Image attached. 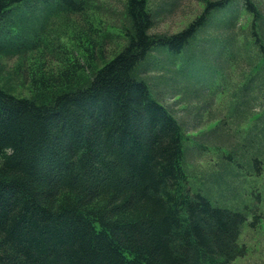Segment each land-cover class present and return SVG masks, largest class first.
Masks as SVG:
<instances>
[{
	"label": "trees",
	"instance_id": "16d2710c",
	"mask_svg": "<svg viewBox=\"0 0 264 264\" xmlns=\"http://www.w3.org/2000/svg\"><path fill=\"white\" fill-rule=\"evenodd\" d=\"M227 1L207 0L179 32L152 34L148 0H127L129 41L86 85L50 102L0 87V264H230L246 254L247 213L191 191L182 127L133 72L158 45L182 51ZM83 7L0 0V29L11 35L5 23L27 12ZM251 36L264 54L258 30Z\"/></svg>",
	"mask_w": 264,
	"mask_h": 264
},
{
	"label": "rangeland",
	"instance_id": "374dc122",
	"mask_svg": "<svg viewBox=\"0 0 264 264\" xmlns=\"http://www.w3.org/2000/svg\"><path fill=\"white\" fill-rule=\"evenodd\" d=\"M206 1L148 0L150 32L181 31ZM252 1L256 9L243 0L214 8L182 51L158 45L133 71L182 127L191 191L247 213L240 235L247 252L230 264H264V54L251 36L257 29L264 44V0ZM126 4L84 0L79 13L50 9L7 21L14 27L11 35L0 29V87L50 102L86 85L129 41ZM65 72L71 78L56 82Z\"/></svg>",
	"mask_w": 264,
	"mask_h": 264
}]
</instances>
